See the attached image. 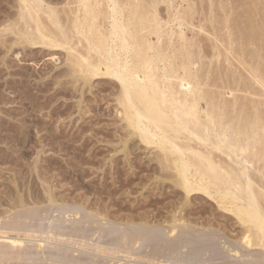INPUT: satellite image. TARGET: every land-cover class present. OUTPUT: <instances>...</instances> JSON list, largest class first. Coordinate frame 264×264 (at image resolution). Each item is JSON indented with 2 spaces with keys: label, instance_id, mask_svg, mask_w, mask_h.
Wrapping results in <instances>:
<instances>
[{
  "label": "rangeland",
  "instance_id": "1",
  "mask_svg": "<svg viewBox=\"0 0 264 264\" xmlns=\"http://www.w3.org/2000/svg\"><path fill=\"white\" fill-rule=\"evenodd\" d=\"M17 1L0 0V264H264L263 246L245 244V226L217 194L185 192L159 164L157 147L132 136L114 79L75 80L65 49L23 45L6 30ZM190 1L197 10L185 38L206 36L204 43L212 36L199 23L209 31L227 11L236 23L245 9L254 5L255 18L264 9V0ZM166 3L158 5L163 15ZM170 3L172 13L188 14V1ZM221 56L212 72L227 65ZM184 231L189 248L169 251ZM192 242L207 248L203 258H187Z\"/></svg>",
  "mask_w": 264,
  "mask_h": 264
},
{
  "label": "bare ground",
  "instance_id": "2",
  "mask_svg": "<svg viewBox=\"0 0 264 264\" xmlns=\"http://www.w3.org/2000/svg\"><path fill=\"white\" fill-rule=\"evenodd\" d=\"M180 1H188V14L181 7L172 13L170 0H18L6 30L23 45L65 49L64 64L75 80L114 79L117 112L128 132L157 147L159 164L174 170L173 182L185 192L217 194L245 226V244L264 248V9L255 18L253 5L236 23L226 10L209 31L199 23V33L212 36L204 43L206 36L186 41L184 28L197 7ZM160 3L168 5L165 15ZM219 55L227 65L212 72L209 64ZM186 233L168 250L187 247ZM192 246L187 258H203L207 248Z\"/></svg>",
  "mask_w": 264,
  "mask_h": 264
}]
</instances>
